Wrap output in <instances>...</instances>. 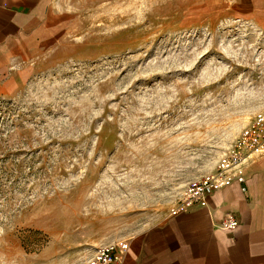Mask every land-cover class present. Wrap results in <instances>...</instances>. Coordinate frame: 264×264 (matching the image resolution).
I'll return each mask as SVG.
<instances>
[{
	"label": "rangeland",
	"instance_id": "374dc122",
	"mask_svg": "<svg viewBox=\"0 0 264 264\" xmlns=\"http://www.w3.org/2000/svg\"><path fill=\"white\" fill-rule=\"evenodd\" d=\"M0 89V264H89L213 177L264 115V27L232 0H54Z\"/></svg>",
	"mask_w": 264,
	"mask_h": 264
},
{
	"label": "crops",
	"instance_id": "0c3cea01",
	"mask_svg": "<svg viewBox=\"0 0 264 264\" xmlns=\"http://www.w3.org/2000/svg\"><path fill=\"white\" fill-rule=\"evenodd\" d=\"M54 0H0V89L16 45L56 28ZM239 15L264 27V0H232ZM232 216L238 225L222 227ZM121 264H264V151L240 165L207 199L173 209L124 244Z\"/></svg>",
	"mask_w": 264,
	"mask_h": 264
},
{
	"label": "built area",
	"instance_id": "2783aa9c",
	"mask_svg": "<svg viewBox=\"0 0 264 264\" xmlns=\"http://www.w3.org/2000/svg\"><path fill=\"white\" fill-rule=\"evenodd\" d=\"M264 151V115H258L242 129L225 157V163L213 177L195 182L188 190V197L175 209H186L204 201L219 183L232 178L235 170L248 159ZM222 227L232 229L238 222L232 216L222 220ZM124 244L110 242L97 248L89 264H121Z\"/></svg>",
	"mask_w": 264,
	"mask_h": 264
}]
</instances>
